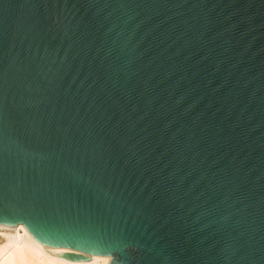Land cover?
<instances>
[{
    "label": "water",
    "instance_id": "95a60500",
    "mask_svg": "<svg viewBox=\"0 0 264 264\" xmlns=\"http://www.w3.org/2000/svg\"><path fill=\"white\" fill-rule=\"evenodd\" d=\"M49 186H71L67 219L41 209ZM18 226L264 264V0H0V232Z\"/></svg>",
    "mask_w": 264,
    "mask_h": 264
},
{
    "label": "snow or ice",
    "instance_id": "6c2138e0",
    "mask_svg": "<svg viewBox=\"0 0 264 264\" xmlns=\"http://www.w3.org/2000/svg\"><path fill=\"white\" fill-rule=\"evenodd\" d=\"M41 202V209L48 212L50 215L56 216L63 210L64 218L67 219L73 211L71 206L72 188L71 186L60 188L59 186H49L47 189L41 188L33 193ZM66 199L69 203L68 206L62 209L61 201ZM76 220L79 222L80 217L83 215V205L76 208ZM93 214L95 219L100 222L104 230L107 228V222L104 219L103 207L89 209L88 221H93ZM23 227V226H21ZM43 249L44 246L40 245ZM129 251L124 255H119L111 251H99L89 253L81 250L78 246L72 247L69 245H49L46 252H54L55 256L47 257L46 260H41L39 264H93L94 260L106 261V264H149L145 257L140 253L134 240L129 239L127 243ZM44 255V253H42ZM71 257H81L75 260Z\"/></svg>",
    "mask_w": 264,
    "mask_h": 264
},
{
    "label": "bare ground",
    "instance_id": "6f19581e",
    "mask_svg": "<svg viewBox=\"0 0 264 264\" xmlns=\"http://www.w3.org/2000/svg\"><path fill=\"white\" fill-rule=\"evenodd\" d=\"M0 237L5 238L0 243V264H39L41 260L55 256L53 252H46L47 248L42 249L21 226L13 233L0 232Z\"/></svg>",
    "mask_w": 264,
    "mask_h": 264
},
{
    "label": "clouds",
    "instance_id": "9594fccd",
    "mask_svg": "<svg viewBox=\"0 0 264 264\" xmlns=\"http://www.w3.org/2000/svg\"><path fill=\"white\" fill-rule=\"evenodd\" d=\"M93 264H106V261H97V260H94L93 261Z\"/></svg>",
    "mask_w": 264,
    "mask_h": 264
}]
</instances>
